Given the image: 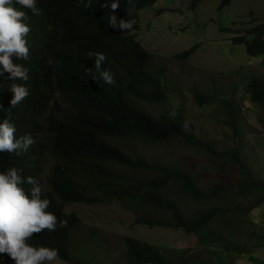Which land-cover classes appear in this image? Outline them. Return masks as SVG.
I'll return each instance as SVG.
<instances>
[{"label":"trees","instance_id":"1","mask_svg":"<svg viewBox=\"0 0 264 264\" xmlns=\"http://www.w3.org/2000/svg\"><path fill=\"white\" fill-rule=\"evenodd\" d=\"M157 1L136 0L137 11L133 18L137 23L132 31L123 32L108 25L110 10L101 6L105 0H92L91 6L87 8L81 0H51L49 17L57 18L63 25L59 35L63 45L53 46L55 61L61 63L56 66V70L60 77L69 78L74 74L83 76L84 83L70 89L69 85H54L49 77L43 88L59 91L72 109H78V113L73 126L59 134L55 145L47 147L37 138L28 151L20 156L2 153L0 171L15 166L22 170V176L41 181L47 154L57 159L49 176L51 191L45 196L42 194V198L51 201L48 211L55 213L58 221L65 220L67 227L58 226L51 233L47 229L34 233L30 242L57 249L58 258L68 264H81L72 257V253L79 247V241L84 243L88 240L82 233L71 235L81 221L74 213H64L63 204L70 202L93 205L117 201L135 215L136 226L186 235L200 234L210 228L217 239L235 245L241 251L249 249L250 245L253 249L264 246V226H259L251 218V214L264 205V185L243 161L242 147L237 142L239 110L232 102V97L229 104L221 103L220 108L227 117L225 125L234 133L235 147L222 152L187 133L185 121L170 110L160 117H154L136 104H167L162 83L165 69L155 71L152 68L153 55L137 40L134 33L140 30L139 11L155 5ZM202 1L194 0L193 8ZM66 7L67 10L61 14ZM126 8V0H121V6L116 9L118 22L119 19L129 18ZM89 12L95 21L90 19L93 21H87L79 27L81 21L88 19ZM77 35L83 38L75 41L77 45L68 46L66 42L77 39ZM231 41L236 46L245 45L247 54L252 58L264 57V23L248 31L245 36L233 37ZM197 48L198 45L177 58L185 63L196 53ZM90 52L106 56L101 69H107L113 74V85L99 79L94 68L95 57H90ZM27 65L50 71L46 61H30ZM88 71L91 75H88ZM92 75L98 81L93 80ZM245 94L255 107L264 112V75H253L245 85ZM194 99L201 106L210 103L208 97L200 91H194ZM261 123L264 124L262 119ZM14 137L23 136L14 133ZM129 138L151 144L180 141L219 168L222 182L210 192H201L187 173L141 157L131 158L107 142V139ZM170 189L177 190L199 205L200 202L212 204L216 201L219 206L214 205L208 211L190 218L184 217L164 196ZM57 198L63 204H59ZM230 199L233 201L231 204ZM217 222V228H213L211 224ZM239 238L246 240L245 243ZM73 240L78 243L77 247ZM124 241L127 249L126 264H181L180 261L184 260L177 259V262L173 251L158 245L130 238ZM182 264H188V260Z\"/></svg>","mask_w":264,"mask_h":264},{"label":"rangeland","instance_id":"2","mask_svg":"<svg viewBox=\"0 0 264 264\" xmlns=\"http://www.w3.org/2000/svg\"><path fill=\"white\" fill-rule=\"evenodd\" d=\"M193 5L194 0H158L139 11L140 30L134 33L153 55L152 68L165 69L162 83L167 104H136L154 117L170 110L188 123L187 133L222 152L235 147L234 133L225 125L227 117L220 108L232 97L239 110L237 142L242 147L243 161L264 185V124L261 123L264 112L245 94L249 79L255 74L264 75V57L252 58L245 45L236 46L231 41L264 23V0H203L195 8ZM197 45L196 53L185 63L177 58ZM194 91L205 94L211 104H197ZM107 142L131 158L141 157L187 173L201 192H210L222 182L219 168L180 141L151 144L129 138L107 139ZM56 163L57 159L47 156L40 182L43 193L51 190L49 176ZM164 196L187 218L219 206L216 201L199 205L174 189ZM65 213L79 216L81 224L76 233L88 237L84 243L79 241V247L72 253L81 264H126L125 238L166 248L173 251L177 262L187 259L188 264H256L257 259L250 255H264V246L253 249L250 245L241 251L217 239L210 228L200 234L186 235L136 226L135 215L117 201L93 205L71 203L65 206ZM251 218L264 226V205ZM217 224L211 225L217 228ZM239 239L242 243L246 241ZM74 243L77 247L78 243ZM51 264L68 263L57 258Z\"/></svg>","mask_w":264,"mask_h":264},{"label":"clouds","instance_id":"3","mask_svg":"<svg viewBox=\"0 0 264 264\" xmlns=\"http://www.w3.org/2000/svg\"><path fill=\"white\" fill-rule=\"evenodd\" d=\"M81 3L87 8L92 0H81ZM135 3L136 0H126L129 18L118 22L116 9L121 6V0H105L101 6L110 10L108 25L123 32L132 31L137 23L133 18L137 11ZM51 4V0H0V156L5 152L20 156L37 138L47 147L55 145L59 134L73 126L78 113L59 91L43 88L49 77L54 85H69L70 89L84 83L83 76L77 74L69 78L58 75L56 66L61 63L55 61L53 46L63 45L59 41L63 25L57 18L49 17ZM66 10L67 7L62 9L61 14ZM90 19L95 18L89 12L88 19L81 21L79 27L93 21ZM79 38L83 37L77 35V39L66 43L73 47ZM89 56L95 57L94 68L99 79L113 85V74L101 69L106 56L99 52H90ZM30 61H46L50 71L31 68L27 65ZM88 75H91L89 71ZM92 79L98 81L95 75ZM14 133L23 137L15 138ZM40 182L34 177L22 176V170L15 166L0 171V264H51L58 258L57 249L30 242L34 233L45 229L51 233L58 226L67 227L65 220L58 221L57 215L48 211L51 201L42 198L47 193L42 192ZM71 203L74 202L63 204L64 213L65 206Z\"/></svg>","mask_w":264,"mask_h":264},{"label":"crops","instance_id":"4","mask_svg":"<svg viewBox=\"0 0 264 264\" xmlns=\"http://www.w3.org/2000/svg\"><path fill=\"white\" fill-rule=\"evenodd\" d=\"M250 256L257 259L256 264H264V260L262 259V257H264V255H262V257H261V255H250ZM251 264H253V263H251Z\"/></svg>","mask_w":264,"mask_h":264}]
</instances>
